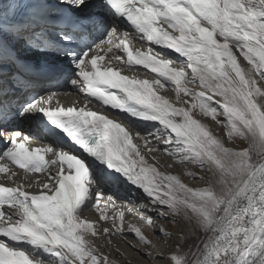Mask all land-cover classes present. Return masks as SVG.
Segmentation results:
<instances>
[{
    "label": "snow or ice",
    "instance_id": "snow-or-ice-1",
    "mask_svg": "<svg viewBox=\"0 0 264 264\" xmlns=\"http://www.w3.org/2000/svg\"><path fill=\"white\" fill-rule=\"evenodd\" d=\"M77 93L82 105L59 98ZM262 100L264 0H0V179L13 185L0 183V264H113L101 247L115 237L146 249L149 264H264V165L225 200L148 159L163 144L203 171L228 152L197 117L225 135L253 131L264 151ZM32 127L48 142L33 146ZM127 185L144 199L118 203ZM170 217L200 239L157 222Z\"/></svg>",
    "mask_w": 264,
    "mask_h": 264
},
{
    "label": "bare ground",
    "instance_id": "bare-ground-1",
    "mask_svg": "<svg viewBox=\"0 0 264 264\" xmlns=\"http://www.w3.org/2000/svg\"><path fill=\"white\" fill-rule=\"evenodd\" d=\"M239 55V53H237ZM242 65L247 66V62L244 61L243 57H240ZM120 67L124 68V74H131V72L128 70L127 67H125L123 64L119 65ZM143 71V70H141ZM139 74V73H138ZM152 74H149L148 78H151ZM143 78V77H141ZM169 95L170 97L174 98V92L168 91L166 93H162ZM63 103L70 104L73 99H78L80 104L82 105L84 103V99L82 94L77 93L75 96H64L60 95L59 97ZM216 99H220L219 97H216ZM262 104H264V100L261 101ZM90 107H94L93 105H89ZM102 110V109H101ZM108 112H112L110 109H106ZM119 116L120 118H124L126 114L124 113H112L111 118H117ZM129 120H132L131 117H127ZM198 119H202L205 124H208L211 128V131L216 135L218 140L222 143L223 147L228 150L226 153H217V158L214 160H206V169L203 170L205 173V182H200L199 184L193 182L195 180L191 179L186 173L188 171H192L197 173L198 175L201 174V168L196 166V162H190L186 164L184 167H181L179 163L176 162L173 156L164 153L162 149L164 146L161 144L158 148V150L151 152L148 155L149 163H156V161H159L157 164V167L160 168L161 171H168L172 174H180L184 180V182L188 185H190L192 188L195 189H202L205 186H208L211 188L216 196L221 197H228V199L234 195L239 189L246 186L250 180L253 179V172L258 171L261 165H264V157L262 158L261 162L255 166L251 170L250 162H249V156L246 155V152L244 150H238L237 153L244 152V154L241 155H234L232 153H236L235 148L232 146H229L230 144L229 140L225 139V136H223L221 133L222 125L216 124V122L212 121L210 118H203V117H197ZM223 119V117H221ZM132 125L136 131H143L149 125L146 122L138 121V120H132ZM225 128V127H223ZM32 132H35L33 130V127L31 128ZM244 137L248 139L250 146L255 150L256 153L261 154L264 153V151L259 150L257 147L258 144V134L254 135L253 131H249L248 129H244ZM138 144H142V141H135ZM231 145V144H230ZM153 144L149 143L146 148H143L142 150L145 153H148V149L152 148ZM155 157L156 161L152 160L151 157ZM202 172V173H203ZM203 175V174H202ZM204 178V175H203ZM35 190V189H30ZM115 195L117 197L118 203H122L124 201H138L141 199H144L143 194L138 189H132L131 185H127L125 188H122L118 191H115ZM135 193V194H133ZM219 198V197H218ZM129 206L131 207L132 204L129 203ZM132 212H135V208H132ZM85 216L95 220L98 218L97 213L95 210L88 211L84 213ZM172 218V217H170ZM177 219H180L178 217ZM126 220L131 221L138 226H141L146 234L153 240V243L157 245V250L164 251L163 245L160 243V241L157 240L156 235L154 234L153 230L149 227H147L145 221L140 218L138 215H133L126 211ZM160 224H163L166 229H169L173 224L168 220H158L157 221ZM107 226V225H105ZM189 225L184 221L181 220L180 225H178V230L173 231V233H178L181 229L185 231V234L188 237H191L196 234L197 228L195 225L191 226L192 230L189 231ZM177 228V227H176ZM175 228V229H176ZM131 233L127 235V239L131 244H138L137 242L131 241ZM133 236V235H132ZM134 239V238H132ZM136 239V238H135ZM137 240V239H136ZM135 240V241H136ZM102 242L97 241V244L100 245ZM119 249V251H117ZM101 251L104 252L106 255H109V258L113 261V264H149V260L147 257H144L142 253L146 251L142 246H140V252L141 254H137V250L132 248L129 243H126L124 240H122L120 237H115L113 239V244L101 247ZM122 254V255H121ZM47 258V257H44ZM121 258H124L125 261H123ZM154 264H163L162 259L158 258Z\"/></svg>",
    "mask_w": 264,
    "mask_h": 264
},
{
    "label": "rangeland",
    "instance_id": "rangeland-1",
    "mask_svg": "<svg viewBox=\"0 0 264 264\" xmlns=\"http://www.w3.org/2000/svg\"><path fill=\"white\" fill-rule=\"evenodd\" d=\"M221 134L223 135V136H225V139H226V141H227V139L229 140V142H230V144L228 143V141H227V143H228V145L229 146H232V147H234L235 148V151H236V153L238 152V150H244L245 152H246V155H248L249 156V164H250V166H251V170L255 167V166H257L260 162H261V160H262V158L264 157V153H261V154H258V153H256L255 152V150L250 146L251 144L249 143V141H248V139L247 138H245L244 136H243V138H241V137H237V136H234V135H225V133H226V128H221ZM202 171V170H201ZM203 172V171H202ZM201 172V176H203L204 175V178H203V180H200V182H205L204 180H205V177H206V175H205V173L203 172L202 173ZM203 174V175H202ZM193 182H195L196 184L198 183H200L199 182V180H195V181H193ZM220 199H225V200H227L228 199V197H221V196H218ZM132 208H135V206L134 205H132L131 206ZM135 211H136V208H135ZM178 218V217H177ZM173 218H169V221H171ZM176 228V226H171L168 230H170L171 232H173V231H175V230H178V226H177V228ZM130 234V233H129ZM131 241H133V242H137L138 243V241L135 239V237L134 236H132V234H131ZM200 237H201V232H200V229L199 228H197V232H196V234L195 235H193V236H191V237H189V239H188V241H187V243H190V244H195V242L198 240V239H200ZM132 238H134V239H132ZM136 240V241H135ZM171 243H175L176 241H170ZM123 261H125V259L124 258H121ZM156 262V261H155ZM124 263H126V261L124 262Z\"/></svg>",
    "mask_w": 264,
    "mask_h": 264
}]
</instances>
